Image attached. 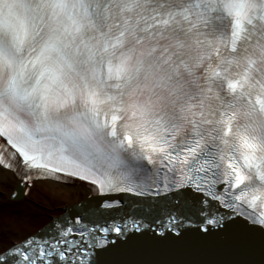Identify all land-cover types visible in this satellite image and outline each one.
Returning a JSON list of instances; mask_svg holds the SVG:
<instances>
[{
  "label": "snow or ice",
  "instance_id": "1",
  "mask_svg": "<svg viewBox=\"0 0 264 264\" xmlns=\"http://www.w3.org/2000/svg\"><path fill=\"white\" fill-rule=\"evenodd\" d=\"M0 264H264V0H0Z\"/></svg>",
  "mask_w": 264,
  "mask_h": 264
},
{
  "label": "bare ground",
  "instance_id": "2",
  "mask_svg": "<svg viewBox=\"0 0 264 264\" xmlns=\"http://www.w3.org/2000/svg\"><path fill=\"white\" fill-rule=\"evenodd\" d=\"M16 180L15 178H10L9 183H8V188L11 189L15 186ZM37 192H39V195H37ZM87 194V189L83 187H76L73 189L71 193H68L66 190L63 193V198L62 199H57L55 200L59 206L64 203V202H71L74 199H78L79 197L86 195ZM32 198L39 199L40 203H46L48 200V192L46 187H41L38 190H34L33 193L31 194ZM26 198L24 197L23 192H21V200L19 203H22ZM55 210L56 207H55Z\"/></svg>",
  "mask_w": 264,
  "mask_h": 264
},
{
  "label": "rangeland",
  "instance_id": "3",
  "mask_svg": "<svg viewBox=\"0 0 264 264\" xmlns=\"http://www.w3.org/2000/svg\"><path fill=\"white\" fill-rule=\"evenodd\" d=\"M54 204H55L56 209L58 210L59 204L56 201L54 202Z\"/></svg>",
  "mask_w": 264,
  "mask_h": 264
}]
</instances>
